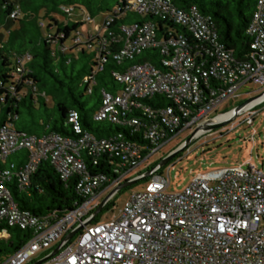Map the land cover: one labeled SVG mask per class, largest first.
I'll return each mask as SVG.
<instances>
[{
  "label": "built area",
  "instance_id": "1",
  "mask_svg": "<svg viewBox=\"0 0 264 264\" xmlns=\"http://www.w3.org/2000/svg\"><path fill=\"white\" fill-rule=\"evenodd\" d=\"M128 9L170 21L188 32L184 36L169 31L166 39H161L152 23L123 28L126 41L115 59H134L148 50H159L167 59L163 68L143 62L114 74L122 91L116 95L103 92L94 120L128 126L131 136H139L144 144L132 142L123 134L99 140L84 133L77 112L70 113L69 123L78 138L50 134L38 139L3 127V159L21 149L31 153L20 173L23 186L29 185L38 164L50 159L65 180L80 177L77 188L83 202L76 203L65 215L34 216L14 203L0 174V222L33 233L24 246L0 264H34L47 256L67 234L91 218L106 191L120 186L124 177L168 141L193 129L192 141L207 134L208 130H203L225 115L212 119V112L238 97L242 88L255 85L259 95L230 130L243 123L252 125L255 109L264 105V0L258 1L247 28L252 51L249 61L237 60L226 49L214 22L196 6L181 10L171 0H129ZM82 21L92 19L84 13ZM112 22L107 17L98 32ZM211 81L218 87L212 88ZM156 96H166L171 106L155 109L144 103ZM136 112L140 116L131 115ZM84 153L93 166L101 158H118L120 165L114 173L123 174L113 178L90 173ZM260 166L248 163L198 175L180 193L169 192L170 181L158 169L143 191L130 195L119 216L84 226L57 255L42 264H264V164ZM37 255L40 258L34 261Z\"/></svg>",
  "mask_w": 264,
  "mask_h": 264
},
{
  "label": "trees",
  "instance_id": "2",
  "mask_svg": "<svg viewBox=\"0 0 264 264\" xmlns=\"http://www.w3.org/2000/svg\"><path fill=\"white\" fill-rule=\"evenodd\" d=\"M25 1L0 0V133L6 126L16 134L38 139L50 134L78 138L69 123L70 113L77 112L84 133L99 140L123 134L132 142L144 144L139 136H131L128 126L94 120L102 105L103 92L116 95L122 91V85L114 74L125 73L132 65L143 62L163 68V61L167 59L159 50H148L134 59H115L126 41L123 28L135 23H152L161 39H166L169 31L172 35L186 36V28L153 15L142 16L131 12L128 9L129 0H117L114 6L100 13L106 15L103 22L107 17L113 19L111 25L95 36L88 35L83 41L78 37L79 27L85 24L82 15L85 13L93 20L99 13L79 8L81 13L76 14L78 8L75 5L60 4L54 9H48L41 19L38 12L26 8ZM258 1L171 0L178 9L189 10L196 6L202 15L209 17L216 26L219 41L239 61H249L252 54L251 38L246 33L257 10ZM68 9L73 10L72 14L67 13ZM118 9L120 11L117 13ZM57 15L65 20L60 21L56 18ZM17 23L20 25L18 28L15 27ZM69 41L72 43L70 47L67 46ZM77 81L82 82L84 93L91 96L94 92L98 93L95 107L90 108L83 101L84 93L78 91ZM217 85L216 81H211L212 88H217ZM240 96L239 94L238 97ZM50 98L55 99V107L59 112V118L52 124L35 117L37 105L47 107ZM144 103L155 109L171 106L166 96H156ZM131 115L140 116V113ZM179 157L180 154L175 159ZM30 158L31 153L26 149L18 150L6 159L0 154V174L5 177L3 186L10 192L20 210L37 217L52 213L61 216L67 214L76 203L83 202L77 188L80 177L74 175L65 180L50 159L42 160L30 175L29 185L23 186L20 173ZM83 158L92 174H105L113 178L123 174L114 173L120 165L118 158H101L97 166L90 163L86 153ZM162 169L158 173H162ZM6 173L8 174L5 176ZM143 173L145 172L137 176ZM149 179L142 182L147 184ZM107 186L108 184L102 189ZM113 205L110 201L103 211L112 209ZM97 223H102L100 216L93 222ZM3 235L7 237L4 238ZM32 236L33 233L29 230L10 226L6 221L0 222V263L24 246Z\"/></svg>",
  "mask_w": 264,
  "mask_h": 264
},
{
  "label": "rangeland",
  "instance_id": "3",
  "mask_svg": "<svg viewBox=\"0 0 264 264\" xmlns=\"http://www.w3.org/2000/svg\"><path fill=\"white\" fill-rule=\"evenodd\" d=\"M25 2H27L26 8L32 12H38V17L41 19L45 17L48 9H54L60 4L75 5L78 8L75 12L76 14L81 13L79 8L88 12L99 13L91 22L85 23L79 27L78 37L85 41L88 35H97L98 28L106 17V15L100 13L114 6L117 0H26ZM56 18L60 21L65 20V18L60 15H57ZM74 18V20H76V17ZM19 26V23H17L15 27L18 28ZM71 45V41L67 42L68 47ZM81 84V81L76 82V85L79 86V92L84 90ZM258 91L259 87L252 84L248 85L240 93V97L224 102L217 110L212 112L210 117L214 119L217 118L218 114L220 115L238 108L246 101L257 97L259 95ZM248 92L251 94H247ZM98 97L99 95L96 92H94L92 96L88 93H84L82 99L92 108L95 107ZM263 106L255 109L258 111L256 112L255 121L252 126L243 123L236 129L230 130L232 125L239 120L240 117H238L234 123L225 128L213 131L208 130L207 132L204 131L207 134L199 140L192 141L186 150L180 154L179 158L167 163L162 169V176L170 181L169 192H183L191 184L193 178L204 173L241 166L245 167L248 163L261 167L260 165L264 164ZM90 113L92 115V112ZM258 114L259 116L257 117ZM246 116L247 115H244V118H246ZM35 117L37 120L43 119L51 124L56 121L59 118V112L55 107V99L50 98L47 107L41 108L40 105H37ZM193 130L185 131L168 141L159 151L152 155V157L124 177L121 183L135 178L139 173H146L149 169L158 166L171 152L184 144ZM145 185L146 183L144 184V182H141L131 188L121 190L114 195L110 200L114 204L112 209L103 211L99 215L101 222L105 223L112 220L115 216H119L121 209L130 198V195L135 192L143 191ZM113 190L114 189L111 188L106 191L104 198ZM2 237L6 238L7 235H3ZM39 258L40 255L35 256L34 261L39 260Z\"/></svg>",
  "mask_w": 264,
  "mask_h": 264
},
{
  "label": "water",
  "instance_id": "4",
  "mask_svg": "<svg viewBox=\"0 0 264 264\" xmlns=\"http://www.w3.org/2000/svg\"><path fill=\"white\" fill-rule=\"evenodd\" d=\"M253 100L254 99H250V100L246 101L244 104H242L241 106H239L238 108H235L234 110L226 113L225 115L230 114V113L233 114L232 117L230 119H228L227 121H225L223 123L211 124V125L207 126V129L210 131H213L216 129L225 128L228 125L234 123L236 121V119L238 118V116H240L244 112L247 105H249ZM193 135L194 134H191L190 137L184 142L183 145H181L176 150H174V152L170 153V155L168 157H166L158 166L150 169L148 172L143 173L142 175L136 176L135 178L130 179V180L122 183L120 186L115 188L108 196H106L101 201V203L99 204V206L97 207V209L94 211L91 218L87 222H85L83 225H81L80 227L76 228L75 230H73L69 234H67L60 241V243L56 246V248L51 253H49L47 256H45L41 260L35 262L34 264H42L43 262H46V261L50 260L51 258H53L55 255H57L60 252V250L62 249V246L65 242L71 241L72 239H74L77 236V234L84 228V226H87V225L92 224L94 222V220L103 211L105 206L109 203L111 198L114 195H116L119 191L130 188V187L138 184L139 182H142V181H145V180L151 178L158 169L163 168L167 163H169L170 161L175 159L178 154H181L182 152H184L186 150V148L192 142Z\"/></svg>",
  "mask_w": 264,
  "mask_h": 264
},
{
  "label": "bare ground",
  "instance_id": "5",
  "mask_svg": "<svg viewBox=\"0 0 264 264\" xmlns=\"http://www.w3.org/2000/svg\"><path fill=\"white\" fill-rule=\"evenodd\" d=\"M252 105H250L249 107H251ZM248 107V108H249ZM232 113H230V114H227V115H224V116H220V117H218L216 120H214L213 121V123L212 124H215V123H223V122H225V121H227L228 119H230L231 117H232ZM211 125V124H210ZM208 129L206 128L205 130H203V132L204 131H207Z\"/></svg>",
  "mask_w": 264,
  "mask_h": 264
},
{
  "label": "flooded vegetation",
  "instance_id": "6",
  "mask_svg": "<svg viewBox=\"0 0 264 264\" xmlns=\"http://www.w3.org/2000/svg\"><path fill=\"white\" fill-rule=\"evenodd\" d=\"M103 198H104V197H102L100 201H102V200H103Z\"/></svg>",
  "mask_w": 264,
  "mask_h": 264
},
{
  "label": "clouds",
  "instance_id": "7",
  "mask_svg": "<svg viewBox=\"0 0 264 264\" xmlns=\"http://www.w3.org/2000/svg\"><path fill=\"white\" fill-rule=\"evenodd\" d=\"M226 114V113H225ZM104 197V196H103ZM101 203V202H100Z\"/></svg>",
  "mask_w": 264,
  "mask_h": 264
}]
</instances>
